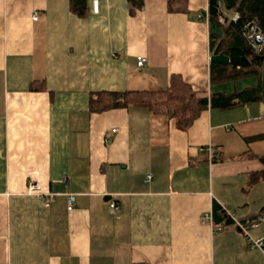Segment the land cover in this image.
I'll return each mask as SVG.
<instances>
[{"label": "crops", "instance_id": "obj_1", "mask_svg": "<svg viewBox=\"0 0 264 264\" xmlns=\"http://www.w3.org/2000/svg\"><path fill=\"white\" fill-rule=\"evenodd\" d=\"M69 1L0 0V264H264L230 218H212L214 204L242 224L264 207V101L233 98L255 77L209 83L208 0L183 14L84 0L82 15ZM171 75L197 97L232 96L188 128L143 107L90 110L98 92L155 91ZM247 234L264 239V223Z\"/></svg>", "mask_w": 264, "mask_h": 264}, {"label": "trees", "instance_id": "obj_2", "mask_svg": "<svg viewBox=\"0 0 264 264\" xmlns=\"http://www.w3.org/2000/svg\"><path fill=\"white\" fill-rule=\"evenodd\" d=\"M221 2L226 11L237 13L234 22L225 25L218 23L216 18V3ZM128 11L133 12L142 7V0H127ZM70 10L76 15L84 13V0H70ZM207 23L217 25L221 29V36L216 38L209 32V49L212 54L221 53L228 56H243L248 61L245 67H233L218 62H209V83L221 84L247 77H255L257 84L252 88L234 93L233 98L238 101H264L261 96L260 78L264 64V43L258 53H254L249 42L243 36L246 24H254L264 38V0H208ZM168 13L183 14L187 11V0H165ZM38 84H31L30 89L36 90ZM232 95L212 94L208 99L197 97L189 85L178 75H171L168 86L155 91H125V92H98L90 98L89 105L92 111H104L112 108L143 107L150 113L165 114L173 118L182 128H188L192 122L207 107L222 108ZM264 164V157L259 158ZM255 177V176H254ZM251 177L250 181H254ZM264 210V207L261 209ZM260 210V211H261ZM214 221H230L222 208L212 206Z\"/></svg>", "mask_w": 264, "mask_h": 264}, {"label": "built area", "instance_id": "obj_3", "mask_svg": "<svg viewBox=\"0 0 264 264\" xmlns=\"http://www.w3.org/2000/svg\"><path fill=\"white\" fill-rule=\"evenodd\" d=\"M92 9L94 11H96V2L93 1L92 2ZM216 18L219 24L221 25H225L228 22H234L238 15L235 12H231L230 15H228L227 11L222 7L221 2H217L216 3ZM199 17H201V15H198ZM204 17V16H202ZM32 20L36 19V13H32L31 16ZM205 21H206V17H204ZM207 22V21H206ZM243 36L245 37V39L249 42L250 48L252 49V51L254 53H258L260 52L263 43H264V38L263 35L257 30L256 26L254 24H246L244 25L243 28ZM145 62V59L142 57H137L136 58V65L137 66H142L143 63ZM116 131V129H111L109 130V132H106L104 134V139L108 140L109 138H111V134H114ZM209 160H211L215 155L214 153L218 150V148L213 147V146H206L203 149ZM151 179V175H146L145 177V181H149ZM39 191V188L36 184L29 182L27 184V192L28 193H36ZM44 197H47L49 200H51L52 195L51 194H47ZM75 200V196L74 194H67L65 197V209L66 211H70L73 207V203ZM108 209L109 212L113 213L114 211H116L117 206L115 205L114 202H109L108 203ZM228 218H230L234 225L239 229V231L242 233L243 235V239L244 242L246 244V246L250 249H257L261 252V254L264 256V239L262 237H257V238H252L247 234V231L249 229H253L258 227L261 223H264V210L259 211L250 221L246 222L245 224L239 223L238 221L232 219L231 216H228ZM211 213H205L202 215V217L200 218V222L203 223L205 221H208L209 223H211ZM213 231L219 232L221 230L220 226H214Z\"/></svg>", "mask_w": 264, "mask_h": 264}, {"label": "water", "instance_id": "obj_4", "mask_svg": "<svg viewBox=\"0 0 264 264\" xmlns=\"http://www.w3.org/2000/svg\"><path fill=\"white\" fill-rule=\"evenodd\" d=\"M201 16H204V12H201ZM208 24V30L213 34L216 38H219L221 36V29L212 23ZM210 62H218L223 65L230 64L233 67H245L249 63L243 56H228L223 55L221 53L218 54H212L209 59ZM260 90H261V96L263 97L264 93V64L261 69V78H260Z\"/></svg>", "mask_w": 264, "mask_h": 264}]
</instances>
